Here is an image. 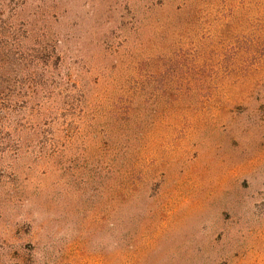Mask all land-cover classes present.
Returning <instances> with one entry per match:
<instances>
[{"label": "rangeland", "instance_id": "obj_1", "mask_svg": "<svg viewBox=\"0 0 264 264\" xmlns=\"http://www.w3.org/2000/svg\"><path fill=\"white\" fill-rule=\"evenodd\" d=\"M0 264H264V0H0Z\"/></svg>", "mask_w": 264, "mask_h": 264}]
</instances>
